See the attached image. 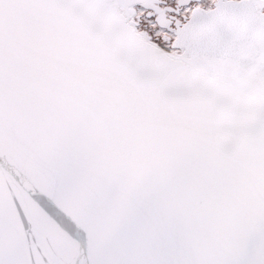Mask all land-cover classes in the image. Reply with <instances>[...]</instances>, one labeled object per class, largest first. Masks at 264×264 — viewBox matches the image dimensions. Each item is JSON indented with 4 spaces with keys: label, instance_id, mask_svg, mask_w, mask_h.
Returning <instances> with one entry per match:
<instances>
[{
    "label": "snow or ice",
    "instance_id": "obj_1",
    "mask_svg": "<svg viewBox=\"0 0 264 264\" xmlns=\"http://www.w3.org/2000/svg\"><path fill=\"white\" fill-rule=\"evenodd\" d=\"M0 264H264V0H0Z\"/></svg>",
    "mask_w": 264,
    "mask_h": 264
}]
</instances>
